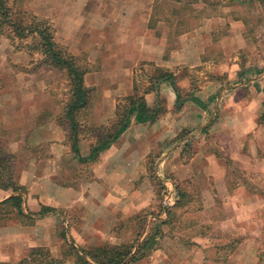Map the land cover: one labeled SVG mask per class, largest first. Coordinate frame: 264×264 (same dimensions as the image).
Wrapping results in <instances>:
<instances>
[{"label":"rangeland","instance_id":"1","mask_svg":"<svg viewBox=\"0 0 264 264\" xmlns=\"http://www.w3.org/2000/svg\"><path fill=\"white\" fill-rule=\"evenodd\" d=\"M15 6L34 13L19 3ZM163 9L175 13L184 11L173 0ZM234 14L245 18L246 27H235L232 36L226 28L213 37L215 44L204 52L207 65L189 68L170 63V68H163L175 75L181 98L192 99V103L184 104L180 110L174 105L152 132L134 130L131 140L146 136L152 144L149 139L136 142L124 157H116V163L110 165L103 166L104 160L100 157L96 162L81 163L75 155L74 162L61 164L52 180L62 188L83 191L78 197L80 204L56 208L32 225H24L16 218L4 220L5 225L0 227V252L17 256L19 262L33 250L44 247L53 257L61 254L60 260L73 264L71 246L91 250L105 245H134L135 253L149 233L157 232V248L145 258L136 262H130L129 258L125 264H264V164L257 162L258 158L264 159V146H261L264 137L257 144L256 132L249 134L245 146L235 149L247 159L236 162L230 159L232 150L223 148L212 130L223 119L225 126L240 125L248 130L264 131V15L261 8H248L244 3L235 4ZM175 38L165 37L167 58L178 47ZM30 45L31 41L0 38V107L5 104L16 110L11 124L0 128V151H5L7 171L14 180L21 156L20 151L13 153V150L28 133L21 128L24 115L20 121L21 116L18 118L17 114L20 109L31 112L38 108L56 114L54 119L67 133L71 147L70 132L61 125L71 97L69 80L65 72L45 66L40 54L29 53ZM77 57L89 71L87 54ZM150 69L145 64L135 69L133 88L128 95L149 96L148 102L154 105L158 92L166 99L171 95L176 103L170 86L154 85ZM40 73L50 77L51 84L46 90H35L37 85H30L32 82L27 83V88L16 87L18 75L23 78ZM152 86L157 91L145 94ZM15 88H21L20 92L26 94L1 101L8 91L14 93ZM90 89L89 106L79 113L78 120L80 140L86 138L93 146L115 118L108 126L97 125L96 110L103 105L101 95L105 93L100 88ZM129 96L120 98L117 107H123ZM2 114L0 110V119ZM41 118L48 121L47 116ZM35 151L43 162L51 156L46 147L40 146ZM129 154L137 156L129 161ZM221 169L225 172L224 179H221ZM94 184L98 190H93ZM43 189L47 191L48 187ZM51 190L54 195L55 190ZM89 192L97 193L91 205L84 203ZM24 198L30 216L37 213L32 207L39 205L40 198L47 199L38 197V202L28 204L27 197ZM74 198L71 196L70 201ZM82 203L84 207H80ZM118 208L122 209L121 214L133 209L138 212L96 221L97 215L112 213L114 216ZM98 210L100 214H95Z\"/></svg>","mask_w":264,"mask_h":264},{"label":"crops","instance_id":"2","mask_svg":"<svg viewBox=\"0 0 264 264\" xmlns=\"http://www.w3.org/2000/svg\"><path fill=\"white\" fill-rule=\"evenodd\" d=\"M169 1L18 0V3L30 8L37 17L48 20L55 29L56 42L64 46L71 54L76 57L87 54L90 70L85 75V85L88 88L96 87L104 90L105 95H101L103 105L96 112L97 125L105 127L116 117L117 101L120 98L129 96L128 94L133 88L135 69L140 64H145L151 68L149 73L152 77L157 74V69L170 68V63L173 66L189 68L207 65L204 52L208 46L215 44L216 39L213 37L226 28L228 29L227 34L232 36L235 34V27L239 29L246 27L245 18L242 17L241 19L234 14L235 4L244 3L248 8H261V13L264 15V0H173V3L181 5L184 10L179 13L164 11V5ZM169 35L177 37L175 40L178 47L167 58L165 56L167 45L165 37ZM226 66L225 64L224 67ZM16 78L18 80L16 87L22 85L23 88L25 85L27 88L29 85L27 83L32 82L30 85L36 84L37 89L35 88V90L39 91L46 90L51 84L50 77L45 76L43 73L27 75V77H23L24 79L18 75ZM164 86H169V84L164 82L161 87ZM20 91H22L21 88H15L14 93L8 91L5 94L6 96L1 97L3 98L1 101L13 100L26 94H22ZM151 93L153 94V92ZM262 93L264 95V91ZM161 98L166 100L167 111L175 105V99L171 95L167 99ZM148 99L149 96H146L147 102ZM190 103H192L191 100L187 101L185 105ZM148 104L151 106L149 102ZM3 106L0 107L3 113L0 119V128L9 126L11 119L16 115L15 107ZM22 110L20 109L17 113L19 114L18 118L21 116L19 118L21 121L24 115V121L20 124L22 130L28 133L20 141L21 144L17 145V149L13 150V153L20 151L19 156H21L19 157L14 181L18 185L27 188L24 197H27L28 204L40 197H47L46 200L40 198L39 205L32 207L37 213L44 206L56 210L60 207L79 205L78 197L83 191L62 188L52 180V176L58 174V168L61 164L74 162L75 157L79 160L73 153L72 148L68 146L67 133L54 119L56 114L38 108H34L31 112ZM226 113L224 112L223 115H226ZM43 115L48 117V121H41ZM160 121L154 124L133 123L116 143L117 146L113 144L100 155V158L104 160L103 166L116 163L114 162L116 157H124L127 149L133 147L134 143L145 142L149 139L146 136L145 139L139 136L138 139L131 140V138H134V130H149L152 132ZM225 122L221 119V122L215 125L214 128L212 127V130L219 137L221 146L227 150H232L230 159L236 162H244L247 156L236 153L235 149L245 146L247 136L255 132L258 138L257 144H260L262 142L260 138L264 137V131L259 128L258 130L252 128L248 130L245 126L240 125L225 126ZM149 143L152 144L151 138ZM90 144L88 139L81 138L79 142L81 157L89 156L91 148L95 146H90ZM40 146L48 148L51 152V156L46 162H43L40 155L35 151V148ZM261 146H264L263 142ZM28 148L34 150H28ZM151 151L152 149L149 150V153ZM135 155L129 154V161H132ZM257 162L264 164V159L258 158ZM48 169H50V172H48ZM217 170L220 172L219 166ZM221 171V179H224L225 172L222 169ZM44 186L48 187L47 191L43 189ZM51 188L55 190L54 195L56 197L53 195ZM50 190L51 193H49ZM93 190H98L96 184H94ZM16 195L11 190L0 188V202ZM93 195L97 196V193L89 192L87 201L84 203L88 202L91 205L94 202L92 200ZM71 196L75 197L72 201H70ZM84 203L80 207H84ZM25 204L24 198L23 209L27 214ZM121 210V208H118L117 211H114V216L112 213L107 216L97 215L96 221L110 220L114 217L118 219L138 212L137 209H133L129 210V213H123L122 211L121 214ZM100 212L98 210L95 214H100ZM116 212H118L117 215ZM14 226L17 228L16 225ZM1 251L3 250L1 249ZM54 256L52 257L58 260L62 257L61 254ZM18 260L17 256L9 257L4 252H0L1 263H18Z\"/></svg>","mask_w":264,"mask_h":264},{"label":"trees","instance_id":"3","mask_svg":"<svg viewBox=\"0 0 264 264\" xmlns=\"http://www.w3.org/2000/svg\"><path fill=\"white\" fill-rule=\"evenodd\" d=\"M17 3L18 0H0V38L6 37L11 41H31L29 53L37 52L42 56V63L45 66L65 72L70 83L71 97L66 106L64 121L61 125H65L68 128L72 151L81 163L96 162L103 152L121 139L133 123L154 124L167 113L166 102L158 92L156 103L151 106L148 104L145 95H130L126 98L123 107H117L115 120L101 135L97 144L91 148L89 156L81 157L79 151L81 125L78 115L90 103L91 89L85 85L84 80L88 70L80 64L78 57L56 42L55 29L48 20L17 9L15 6ZM152 80L155 86H159L164 82L169 84L176 95L175 106L177 110H180L185 102L192 101V99L183 100L181 98L180 89L176 84V77L173 73L157 69V74ZM156 91L157 89L152 86L145 94ZM194 100L199 101L196 98ZM8 164L5 153L1 150L0 188L11 190L17 195L0 202V227L5 225L4 220L11 221L14 220L13 218L18 219L24 225H32L37 218L54 212L55 209L45 206L39 213H33L31 216L24 212L23 203L26 191L9 174L7 171ZM157 235V232L155 234L149 233L135 253H133L135 250L134 245H105L93 247L91 250L77 249L71 246L70 252L73 254V264H125L129 258L130 262H136L145 258L149 252L157 248V239H155ZM65 261L53 258L46 248L41 247L33 250L28 257L16 264H66Z\"/></svg>","mask_w":264,"mask_h":264}]
</instances>
